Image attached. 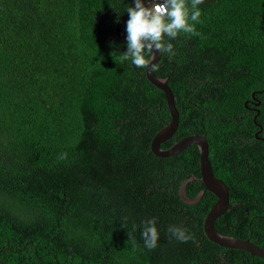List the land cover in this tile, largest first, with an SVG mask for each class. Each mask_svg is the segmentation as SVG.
I'll return each mask as SVG.
<instances>
[{
	"label": "trees",
	"instance_id": "trees-1",
	"mask_svg": "<svg viewBox=\"0 0 264 264\" xmlns=\"http://www.w3.org/2000/svg\"><path fill=\"white\" fill-rule=\"evenodd\" d=\"M130 4L0 0V264H264L210 241L202 223L215 196L187 204L177 188L188 174L160 172L150 141L170 120L165 97L121 59L126 39L114 33ZM199 7L195 31L166 37L175 55L161 52L152 71L173 93L176 132L205 134L227 187L214 227L264 247V217L241 231L235 206L239 190L264 194V0ZM198 189L186 185L190 197ZM152 217L149 250L141 224Z\"/></svg>",
	"mask_w": 264,
	"mask_h": 264
},
{
	"label": "clouds",
	"instance_id": "clouds-1",
	"mask_svg": "<svg viewBox=\"0 0 264 264\" xmlns=\"http://www.w3.org/2000/svg\"><path fill=\"white\" fill-rule=\"evenodd\" d=\"M161 1L163 2L156 0L146 6L145 0H132L126 10L129 15L125 25L127 50L123 52L121 59L130 60L138 68L150 64L145 55L146 51L151 53L154 50L175 55L172 43L167 42L165 38L174 39L181 31L194 32V24L189 23V20L199 21V6L204 3V0H191L189 15V6L185 0ZM152 58H155L154 55ZM141 229L144 246L149 250L156 248L159 239L156 218L143 221ZM168 231L181 242L192 238L187 229L176 225H169Z\"/></svg>",
	"mask_w": 264,
	"mask_h": 264
},
{
	"label": "water",
	"instance_id": "water-1",
	"mask_svg": "<svg viewBox=\"0 0 264 264\" xmlns=\"http://www.w3.org/2000/svg\"><path fill=\"white\" fill-rule=\"evenodd\" d=\"M156 0H152L154 2ZM211 0H204L203 4L210 2ZM149 3L148 6H150ZM202 4V5H203ZM129 18L128 13L123 14L116 22L114 27L115 35L120 39H126V33L121 31L122 23ZM154 55V59L152 58ZM161 57V52L154 51L151 52L149 60L150 64L145 66V75L147 80L154 85L156 88L161 90L164 94L165 101L168 107V111L170 114V120L166 122L160 129L154 134L150 141V149L152 153L156 156H172L183 149H185L188 145L194 143L199 147L200 154V179L204 183L205 189L211 192L215 196V201L208 212L205 214L202 228L204 235L213 243L218 244L220 246L242 249L249 252L251 255H257L264 258V247H261L255 243H253L248 238H238L226 234H222L216 230L214 227V221L216 218L221 216L227 209L229 198H228V190L224 182L214 175L209 158H208V143L205 135L192 134L183 137L179 141L173 143L170 147L163 150L161 149V142H163L166 138L172 135V133L176 130L178 124V111L176 109L174 103V97L171 89L167 85V78H161L156 76L152 67L157 63V61ZM246 104V102L244 103ZM256 116V115H255ZM254 116V118H255ZM260 131V130H258ZM258 131L255 133L258 134ZM189 179L183 181L179 187V195L180 198L187 204H194L201 199L203 191L198 192L194 198H190L186 195V183Z\"/></svg>",
	"mask_w": 264,
	"mask_h": 264
},
{
	"label": "flooded vegetation",
	"instance_id": "flooded-vegetation-1",
	"mask_svg": "<svg viewBox=\"0 0 264 264\" xmlns=\"http://www.w3.org/2000/svg\"><path fill=\"white\" fill-rule=\"evenodd\" d=\"M151 2L152 0H145L146 6H148L149 3ZM131 3H132V0H131ZM192 134L205 135L202 132H195L191 134H186V133L181 134V133L176 132L175 130L171 136H169L163 142H161V149L165 150L168 147H170L173 143L182 139L183 137L192 135ZM193 148H196V150L198 151V155L191 156V158L193 159L187 160V155H189V151ZM171 157H173L172 162L170 161ZM157 158H158V168L160 172H163L164 165L168 163L170 165L169 173H173V171L178 170L176 177H180L184 174H188L186 177L182 178V180L180 181L178 185L177 190H179V187L183 181H185L186 179H189L186 185L188 183H191V185L195 184V186H198L199 188L195 195H197L198 192L200 191H203L202 195L204 194L205 191H208L205 189L204 183L200 179V171H199L200 154H199V147L196 144L192 143L188 145L185 149H183L182 151H180L179 153L173 156H170V157L169 156H158ZM208 158H209V155H208ZM162 177H165V175H162ZM185 189H186V186H185ZM186 195H187V192H186ZM195 195L193 197H190L188 195L187 196L190 198H194ZM190 205H193V204H190ZM235 206L237 209H239L240 219L238 220V223H239L240 230L243 231L244 223L250 224L251 220L254 223H256L258 218L262 219L264 217V211L262 212V210L264 209V194H257V193H252V192H246L244 190H239V192L237 193V199L235 201ZM258 208H260L259 211H258ZM262 223L263 224L261 227L264 228V219Z\"/></svg>",
	"mask_w": 264,
	"mask_h": 264
},
{
	"label": "built area",
	"instance_id": "built-area-1",
	"mask_svg": "<svg viewBox=\"0 0 264 264\" xmlns=\"http://www.w3.org/2000/svg\"><path fill=\"white\" fill-rule=\"evenodd\" d=\"M156 2V1H155ZM158 2H163V1H161V0H158Z\"/></svg>",
	"mask_w": 264,
	"mask_h": 264
}]
</instances>
